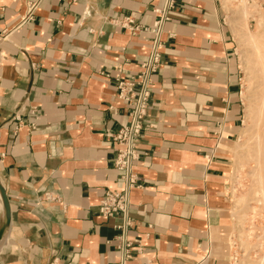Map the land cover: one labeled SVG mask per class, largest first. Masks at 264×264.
<instances>
[{
    "label": "crops",
    "instance_id": "0c3cea01",
    "mask_svg": "<svg viewBox=\"0 0 264 264\" xmlns=\"http://www.w3.org/2000/svg\"><path fill=\"white\" fill-rule=\"evenodd\" d=\"M165 1L0 0V182L10 209L0 264H232L242 71L222 0L167 9L138 186L126 217L97 208L123 186L107 134L128 122L116 76H135L156 37L117 20L150 28Z\"/></svg>",
    "mask_w": 264,
    "mask_h": 264
},
{
    "label": "rangeland",
    "instance_id": "374dc122",
    "mask_svg": "<svg viewBox=\"0 0 264 264\" xmlns=\"http://www.w3.org/2000/svg\"><path fill=\"white\" fill-rule=\"evenodd\" d=\"M253 1V4L247 9L248 13L252 14L248 21L251 31H255L257 26L259 27V22L264 27V9L258 5V0ZM222 4L226 10L227 22L230 25L236 42V55L238 56L242 71L241 96L243 102V121L238 138L232 146L233 162L228 187L232 198L233 217L230 243L234 246L238 255V260L233 264H264V213L261 210L262 204L254 198L252 193L255 186L251 174L253 173L255 161H252V156L248 154L252 150L251 146L253 145L252 130L254 127L253 121H255L253 120L255 108L251 117L246 116V97L250 95V97L255 96L253 94L257 93L261 85H259L256 71L252 70V63L248 69L243 60V53H247L249 57L251 52L246 42L245 29L242 25L244 20L241 13L238 11V8H231L239 4V0H222ZM241 40L242 42L244 41V44H241ZM241 195H244L242 201L237 202L236 199ZM251 207L256 208L254 213ZM243 212L245 213V217L239 220L240 216L244 214Z\"/></svg>",
    "mask_w": 264,
    "mask_h": 264
},
{
    "label": "built area",
    "instance_id": "2783aa9c",
    "mask_svg": "<svg viewBox=\"0 0 264 264\" xmlns=\"http://www.w3.org/2000/svg\"><path fill=\"white\" fill-rule=\"evenodd\" d=\"M173 3L174 0L165 1L164 6L157 10L159 17L150 28L136 24L131 15L124 16L117 20L118 24L129 29L133 33L151 31L156 37L151 43L147 59L141 64V68L135 76L129 79L121 78L118 75L116 76L117 96L127 101L130 105L128 122L117 132H110L107 134L119 144V149L114 158V165L122 172L123 186L119 190L105 191L104 195L99 199L97 208L99 213L103 216L113 217L117 214H121L123 217H126L129 209V193L131 189L138 186L137 174L133 168L134 162L139 157L137 144L142 136V119L147 112L151 77L160 65V49L162 47V42L159 39V35L161 34V27L163 21L167 18V9L172 7ZM258 3V5L264 9V3L260 0H258ZM28 7L29 12H32L36 7V1L30 3ZM230 246L233 249V264L238 260V255L231 243ZM119 251V259L121 262L129 254L127 251V243L122 242L119 245Z\"/></svg>",
    "mask_w": 264,
    "mask_h": 264
},
{
    "label": "bare ground",
    "instance_id": "6f19581e",
    "mask_svg": "<svg viewBox=\"0 0 264 264\" xmlns=\"http://www.w3.org/2000/svg\"><path fill=\"white\" fill-rule=\"evenodd\" d=\"M253 0H239V4L234 5L231 8H238L240 11L243 22V27L245 29V34L247 38V44L249 46V51L251 52L248 57L247 53H243V60L246 67L249 69V66L252 63V70L256 71L259 79V89L255 96L250 97L247 96L246 103V116L251 117L252 112L254 111L253 121L254 127L252 130V139L253 145L252 150L248 153L252 156V161H255V166L252 170L251 176L254 181V190L252 191L254 198L262 204L261 210L264 213V27L261 26V22H259V27L255 31H251L249 29V17L252 14L248 13V7L253 4ZM233 20V18H232ZM257 24V25H258ZM241 44H244V41ZM247 49V50H248ZM246 51V50H245ZM244 51V52H245ZM251 100V102H250ZM248 155V157H249ZM250 159V160H251ZM0 203H1V224H0V244L6 236V233L10 224V212L6 202L4 201V197L1 193L2 184L0 182ZM244 195L239 196L236 200L237 202H241ZM249 208V207H248ZM253 213L256 208L251 207ZM244 213V212H243ZM262 215V214H261ZM245 213L240 216V219H244ZM264 217V216H263ZM4 227V228H3ZM241 231V228H240ZM263 260V259H262Z\"/></svg>",
    "mask_w": 264,
    "mask_h": 264
},
{
    "label": "water",
    "instance_id": "95a60500",
    "mask_svg": "<svg viewBox=\"0 0 264 264\" xmlns=\"http://www.w3.org/2000/svg\"><path fill=\"white\" fill-rule=\"evenodd\" d=\"M1 186V185H0ZM1 193H2V196L4 197V201L6 202L7 206H8V200H7V197H6V194H5V191L3 189V186L1 187ZM8 209H9V206H8ZM9 212H10V209H9ZM4 228V227H3ZM0 231H2V229H0Z\"/></svg>",
    "mask_w": 264,
    "mask_h": 264
}]
</instances>
